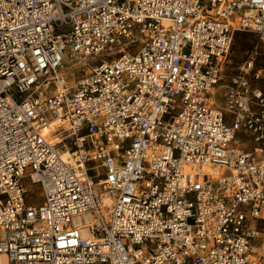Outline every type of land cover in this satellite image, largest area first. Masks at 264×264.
Here are the masks:
<instances>
[{"label": "built area", "instance_id": "obj_1", "mask_svg": "<svg viewBox=\"0 0 264 264\" xmlns=\"http://www.w3.org/2000/svg\"><path fill=\"white\" fill-rule=\"evenodd\" d=\"M239 33L264 43V0H0V264H264Z\"/></svg>", "mask_w": 264, "mask_h": 264}, {"label": "rangeland", "instance_id": "obj_2", "mask_svg": "<svg viewBox=\"0 0 264 264\" xmlns=\"http://www.w3.org/2000/svg\"><path fill=\"white\" fill-rule=\"evenodd\" d=\"M252 53L256 54L258 67L264 69V43L259 42V40L251 34L247 33H239L235 39L233 52H232V64L233 66H239L248 56ZM260 88L264 91V81H261ZM224 90L222 88H218L216 94L213 98L214 107L216 109H224L225 108V97ZM236 140L247 146L249 149H253L254 138H252L248 133L244 130H241L236 135ZM74 149V148H73ZM63 152H66L65 149H62ZM29 195L28 201L33 203L35 206H40L43 203L42 198V189L38 185L29 186Z\"/></svg>", "mask_w": 264, "mask_h": 264}, {"label": "bare ground", "instance_id": "obj_3", "mask_svg": "<svg viewBox=\"0 0 264 264\" xmlns=\"http://www.w3.org/2000/svg\"><path fill=\"white\" fill-rule=\"evenodd\" d=\"M58 122L50 123L47 127H45L43 133L44 135H51L56 130ZM69 151L65 152V155L68 156Z\"/></svg>", "mask_w": 264, "mask_h": 264}]
</instances>
